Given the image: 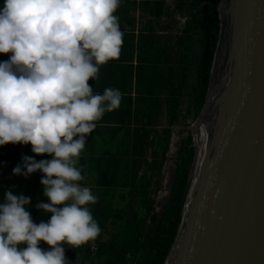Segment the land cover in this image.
<instances>
[{
    "label": "clouds",
    "instance_id": "clouds-1",
    "mask_svg": "<svg viewBox=\"0 0 264 264\" xmlns=\"http://www.w3.org/2000/svg\"><path fill=\"white\" fill-rule=\"evenodd\" d=\"M120 0H3L0 6V146L31 145L13 175L39 171L51 213L33 222L30 197L5 193L0 203V264H69L65 245L81 247L100 234L89 205L98 197L82 186L80 155L106 112L119 108V89L93 94L90 79L119 57ZM43 241L48 250L39 245ZM26 245V247H20Z\"/></svg>",
    "mask_w": 264,
    "mask_h": 264
},
{
    "label": "water",
    "instance_id": "water-1",
    "mask_svg": "<svg viewBox=\"0 0 264 264\" xmlns=\"http://www.w3.org/2000/svg\"><path fill=\"white\" fill-rule=\"evenodd\" d=\"M218 34L198 114L173 124L160 175L173 180L178 138L205 144L163 264H264V0H219ZM171 156V157H170Z\"/></svg>",
    "mask_w": 264,
    "mask_h": 264
},
{
    "label": "trees",
    "instance_id": "trees-1",
    "mask_svg": "<svg viewBox=\"0 0 264 264\" xmlns=\"http://www.w3.org/2000/svg\"><path fill=\"white\" fill-rule=\"evenodd\" d=\"M3 1V0H1ZM219 0H177L186 11L183 31L195 35L188 41L185 57L180 46V67L172 71L161 89L125 99V120L134 121L130 132L125 127L113 130L127 132L128 139L115 143V149L92 160V172L86 174L82 186L91 188L98 197L89 205L101 231L95 240L79 248L65 245L69 264H163L180 219L184 196L188 187V171L193 155L191 137L187 133L180 141L174 158V176L166 200L155 211L154 194L159 186L160 168L170 135V126L179 122L183 94L194 118L202 105L208 72L218 34L219 19L216 5ZM187 89V91H186ZM135 101V103H134ZM165 103V124L157 131L153 124ZM187 124V123H186ZM184 124V125H186ZM9 144L0 146L6 151ZM150 149L147 156V149ZM124 149V150H123ZM34 223L36 210L26 206ZM50 218L44 219L47 222ZM95 246L94 251L89 245ZM48 250L43 241L39 245ZM20 247H26L21 245Z\"/></svg>",
    "mask_w": 264,
    "mask_h": 264
},
{
    "label": "crops",
    "instance_id": "crops-1",
    "mask_svg": "<svg viewBox=\"0 0 264 264\" xmlns=\"http://www.w3.org/2000/svg\"><path fill=\"white\" fill-rule=\"evenodd\" d=\"M2 4L3 1L0 0V6ZM114 15L118 17L123 33L119 57L102 65L98 78L90 79L88 83L93 88V94H103L106 88H114L119 89L122 99L119 108L106 112L96 122L95 129L87 138L80 155V165L86 174L92 172V160L100 156V153L113 151L116 142L124 143L128 139V130L130 132L135 123L130 120L132 116L128 122V118L125 120L127 96L132 101L136 95L145 96L161 89L166 73L168 75L172 71H178L180 67L179 47L183 46L182 57H185L184 50L188 41L191 44L196 40L194 34L188 36L183 31L186 11L177 6V0H120ZM10 55L0 54V62L7 61ZM164 124L165 103L162 102L153 126L160 131ZM126 125L127 132L112 128ZM149 152L148 148L147 156ZM23 156L34 157L37 161L52 158L47 154L35 155L31 151V145L9 144L6 151L0 149V203L4 202L5 193L9 190L13 195L23 193L30 197L31 203L28 206L35 208V219L40 223L51 217V213L36 208L37 203L49 202L43 195L44 188L40 183L42 173L37 171L28 178L12 173L13 168L22 164Z\"/></svg>",
    "mask_w": 264,
    "mask_h": 264
},
{
    "label": "rangeland",
    "instance_id": "rangeland-1",
    "mask_svg": "<svg viewBox=\"0 0 264 264\" xmlns=\"http://www.w3.org/2000/svg\"><path fill=\"white\" fill-rule=\"evenodd\" d=\"M186 91H187V89H186ZM183 100H184V102L181 105L182 115L180 116L179 122L177 123L178 125H184L186 123L188 124L189 122H191L193 120V117H192L191 112H190L191 108L187 103L188 95L183 94ZM171 134H173L174 136H177V138H178L177 147L181 143L180 140L187 135V133H185L182 128L172 129ZM188 134L190 135L191 142H192V135L189 132H188ZM192 147H193V142H192ZM175 155H176V153H175ZM175 155L172 158L173 161H174ZM169 171H170V166L168 165L167 172L164 173L163 175L159 176V186L155 190L154 202H153L155 211H158L162 207V205L164 204V202L166 200L167 195H165L164 191L166 189V184L168 182Z\"/></svg>",
    "mask_w": 264,
    "mask_h": 264
},
{
    "label": "bare ground",
    "instance_id": "bare-ground-1",
    "mask_svg": "<svg viewBox=\"0 0 264 264\" xmlns=\"http://www.w3.org/2000/svg\"><path fill=\"white\" fill-rule=\"evenodd\" d=\"M195 142H196V156H195V159H194V166H193V169H192V175H191V178H190V181H189V184H188L187 195H186V198H185L186 201L189 199L190 192H191V189H192V185H193V182H194V178H195V175H196V172H197V168H198L199 161H200V158H201V154H202V151H203V148H204V144H205V129H204V127L202 125L195 132Z\"/></svg>",
    "mask_w": 264,
    "mask_h": 264
},
{
    "label": "built area",
    "instance_id": "built-area-1",
    "mask_svg": "<svg viewBox=\"0 0 264 264\" xmlns=\"http://www.w3.org/2000/svg\"><path fill=\"white\" fill-rule=\"evenodd\" d=\"M89 249L91 250V251H94V249H95V246L93 245V244H90L89 245ZM84 264H88L87 262H85Z\"/></svg>",
    "mask_w": 264,
    "mask_h": 264
}]
</instances>
